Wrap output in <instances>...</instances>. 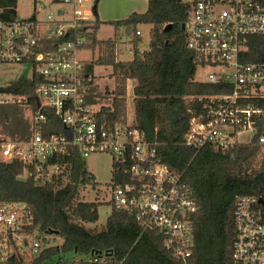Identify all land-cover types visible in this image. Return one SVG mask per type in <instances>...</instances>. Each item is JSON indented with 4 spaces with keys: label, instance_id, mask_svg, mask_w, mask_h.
I'll return each mask as SVG.
<instances>
[{
    "label": "trees",
    "instance_id": "obj_1",
    "mask_svg": "<svg viewBox=\"0 0 264 264\" xmlns=\"http://www.w3.org/2000/svg\"><path fill=\"white\" fill-rule=\"evenodd\" d=\"M187 16L188 6L181 0H147L142 12H132L123 20L104 21L116 28L123 24L133 28L130 60H117L115 36L97 37L102 23L98 19L80 21L64 37L52 39L49 47L61 40L81 38L79 50H97L95 58L83 60V86L91 84L95 65L112 68L109 76L113 85L102 92L110 101L102 103L96 113L97 120L106 126L127 122V84L134 80L132 126L153 145L156 161L179 174L197 205L189 216L190 255L185 260L178 257L165 245L163 233L147 229L135 211L117 207L110 200L105 224L87 226L97 221L99 203L80 200V190L96 183L79 150L68 147L65 153L46 159V164L57 165L59 172L45 182L35 180L33 175L20 181L17 176L23 174L25 163L19 159L0 160V199L28 205L32 216L28 230L36 231L34 238L41 242L36 254L17 250L9 264H237L232 250L237 196H250L264 222V204L258 202H264V144L257 141L264 116L258 121V132L248 142L223 148L204 145L199 149L181 142L192 116L203 110L205 99L198 97L230 91L228 84L194 80L197 61L185 47L181 29ZM35 17L33 12L31 18ZM15 18L16 0H0V19ZM169 23L170 28L164 30ZM138 24L149 25L148 48L141 54H135L140 41L136 34ZM251 40L255 42H249L250 60H264V36L256 35ZM43 81L41 75L33 72L0 87V93L27 95ZM254 103L263 106L264 99ZM47 114L49 123H53L47 133H64L66 129L59 119L51 111ZM111 159L110 185L131 182L125 165ZM50 235L60 236L61 243H50ZM91 252L104 257L105 262L77 258L91 257Z\"/></svg>",
    "mask_w": 264,
    "mask_h": 264
},
{
    "label": "built area",
    "instance_id": "obj_2",
    "mask_svg": "<svg viewBox=\"0 0 264 264\" xmlns=\"http://www.w3.org/2000/svg\"><path fill=\"white\" fill-rule=\"evenodd\" d=\"M66 1L72 4V19L51 14L43 19H0V62L28 63L32 73L45 80L27 94L31 134L18 140L0 135V160L19 159L26 166L17 178L33 175L45 182L59 172L46 159L65 153L68 147L77 148L83 158L93 152H109L115 162L125 165L131 179L109 185L110 201L135 211L147 229L163 233L165 245L185 260L192 244L189 216L197 205L179 174L156 161L153 145L131 122L106 126L97 120L100 107L94 110L82 89L83 60L77 54L81 38L49 47L52 39L62 38L80 21L90 20L82 16V0ZM181 1L188 6L182 29L185 47L197 61L196 71L208 69L203 79L195 81L230 85L227 93L198 97L205 99L203 110L192 116L181 142L195 149L204 145L223 148L242 143L244 133H250V141L264 116V105L254 103L264 99V60L249 58V42H255L251 37L264 36V0ZM136 34L141 35L138 30ZM143 51L138 49L135 54ZM47 111L63 124L64 133H47L53 125ZM260 129L257 141L264 144V125ZM234 216L235 263L264 264V222L250 196H237ZM31 217L25 202L0 199V264H9L17 250L30 255L38 252L41 242L34 238L38 233L28 230ZM90 256L85 261L105 262L104 257Z\"/></svg>",
    "mask_w": 264,
    "mask_h": 264
},
{
    "label": "rangeland",
    "instance_id": "obj_3",
    "mask_svg": "<svg viewBox=\"0 0 264 264\" xmlns=\"http://www.w3.org/2000/svg\"><path fill=\"white\" fill-rule=\"evenodd\" d=\"M147 0H82V16L87 19H98L102 23L97 30L99 39L108 37L117 38L116 58L117 60H130L133 57V28L131 26L120 25L117 28L104 21L123 20L132 12H142L146 9ZM64 11V12H61ZM35 13L38 19H43L47 15L53 18L72 19V4L66 0H16V15L19 18H26ZM136 29L140 32V41L137 43L139 50L148 48V24H138ZM78 57L85 61H90L97 56V50L80 49ZM112 68L108 65H95L93 68L91 84L82 86L91 107L96 110L102 103L110 100L102 94L104 88L111 89L113 79L109 76ZM208 69H198L194 75V80H201ZM32 73V65L20 63L0 62V85L8 84L20 76H29ZM134 80L130 79L127 84V121L132 123L134 107L132 103V86ZM102 94V96L100 95ZM104 93V92H103ZM28 95L19 96L0 93V135L6 139L18 140L31 134V106L26 102ZM31 97V96H30ZM250 133L240 136L241 142H248ZM264 155V150H263ZM87 170L93 175L95 185L87 186L80 190L79 198L83 201L98 202V219L95 223L87 226H103L110 213V190L112 159L107 151L93 152L84 157ZM50 243L60 244L62 238L58 235L48 237ZM77 258H88L82 256Z\"/></svg>",
    "mask_w": 264,
    "mask_h": 264
},
{
    "label": "water",
    "instance_id": "obj_4",
    "mask_svg": "<svg viewBox=\"0 0 264 264\" xmlns=\"http://www.w3.org/2000/svg\"><path fill=\"white\" fill-rule=\"evenodd\" d=\"M170 26H171V24L169 23V24H167L166 25V27L164 28V30H167V29H169L170 28ZM183 27H184V25H183V23L181 24V29H183ZM18 180H20V181H24V178L23 177H18L17 178ZM258 202L260 203V204H264V202L262 201V200H258ZM93 252H91V254H92Z\"/></svg>",
    "mask_w": 264,
    "mask_h": 264
},
{
    "label": "crops",
    "instance_id": "obj_5",
    "mask_svg": "<svg viewBox=\"0 0 264 264\" xmlns=\"http://www.w3.org/2000/svg\"><path fill=\"white\" fill-rule=\"evenodd\" d=\"M29 17H31V15ZM16 18H19V17H17V15H16Z\"/></svg>",
    "mask_w": 264,
    "mask_h": 264
}]
</instances>
